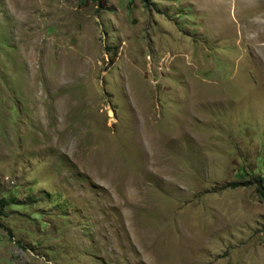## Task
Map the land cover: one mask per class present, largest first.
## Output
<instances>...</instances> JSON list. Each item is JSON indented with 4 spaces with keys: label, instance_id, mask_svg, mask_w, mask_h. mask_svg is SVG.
Here are the masks:
<instances>
[{
    "label": "rangeland",
    "instance_id": "rangeland-1",
    "mask_svg": "<svg viewBox=\"0 0 264 264\" xmlns=\"http://www.w3.org/2000/svg\"><path fill=\"white\" fill-rule=\"evenodd\" d=\"M103 7L0 0V264H264V0Z\"/></svg>",
    "mask_w": 264,
    "mask_h": 264
},
{
    "label": "trees",
    "instance_id": "trees-1",
    "mask_svg": "<svg viewBox=\"0 0 264 264\" xmlns=\"http://www.w3.org/2000/svg\"><path fill=\"white\" fill-rule=\"evenodd\" d=\"M92 2L96 3V6L98 7L97 10L99 9H104L103 7V2L105 0H91ZM144 4H149L151 3V0H141ZM247 177V176H246ZM242 187H255L256 192L264 198V178L262 177H257L254 175H249V179L246 182H235L232 184H227L223 185L221 188H219V191L223 190H232V189H238ZM14 206V203L7 198H3L0 200V217L4 215V211L8 206Z\"/></svg>",
    "mask_w": 264,
    "mask_h": 264
}]
</instances>
